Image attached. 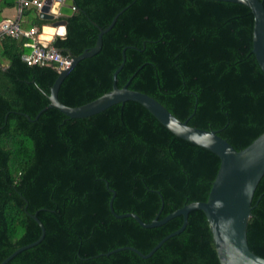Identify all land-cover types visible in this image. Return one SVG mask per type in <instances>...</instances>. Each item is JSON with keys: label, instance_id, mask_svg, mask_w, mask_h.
<instances>
[{"label": "trees", "instance_id": "obj_1", "mask_svg": "<svg viewBox=\"0 0 264 264\" xmlns=\"http://www.w3.org/2000/svg\"><path fill=\"white\" fill-rule=\"evenodd\" d=\"M15 0H1L12 6ZM66 32L51 44L76 56L101 49L67 73L58 90L68 106L84 104L112 88L144 92L191 126L216 130L236 150L264 131V73L252 52L253 15L240 3L220 0H74ZM264 5V0H263ZM28 13V12H27ZM36 13V14H35ZM24 14V10L22 15ZM29 23L47 21L32 11ZM24 39L0 42V262L16 248L43 239L6 264H220L201 210L189 212L182 232L148 253L178 229L182 217L142 227L192 201H204L220 159L183 140L135 101L94 115L69 118L48 104L58 76L55 65L27 64ZM3 60V61H2ZM28 115L30 119L26 117ZM247 224L250 250L264 258V175L252 198Z\"/></svg>", "mask_w": 264, "mask_h": 264}, {"label": "water", "instance_id": "obj_2", "mask_svg": "<svg viewBox=\"0 0 264 264\" xmlns=\"http://www.w3.org/2000/svg\"><path fill=\"white\" fill-rule=\"evenodd\" d=\"M236 2L247 6L253 15L252 26V52L256 61L264 73V5L263 0H220ZM56 6L57 11L52 12ZM124 7L111 20V22L101 27L94 21L92 24L97 27V39L95 44L84 49L80 54L73 56L71 65L58 72V76L50 87L48 94V104L40 109L35 116H38L49 108H55L69 118H84L94 115L111 105L125 101H135L146 108L164 127L177 137L192 144L205 148L216 154L220 159V164L216 175L211 183L208 196L204 201H192L182 207L172 211L163 218L158 215L150 222L146 223L133 212L117 214L113 210L112 202L115 191L109 199V208L115 217H132L142 227L149 228L164 224L175 216L182 217L181 226L160 239L148 253H142L133 246H122L110 250L104 254L128 249L137 253L142 258L150 257L156 249L168 238L179 234L187 224L190 211L201 210L208 222L212 235L214 248L220 264H264V258L252 252L247 242V224L251 216L252 198L254 191L261 177L264 175V131L253 139L245 147L236 150L226 139L218 135L216 130L203 129L191 126L186 120H180L174 116L164 105L152 96L137 90L128 88V83L118 87L116 75L122 68L125 61V48L122 50V61L112 74V88L100 96L77 106L63 104L58 98V90L61 82L67 73L83 58L96 54L102 45V35L106 33L115 23L118 15L125 9ZM76 9L74 0H43L42 7L38 11V18L47 21L41 26L39 38L41 44L47 45L53 36H63L57 32H45V28L65 29L66 19L70 17ZM66 32V29H65ZM45 37H51L46 39ZM28 119L30 117L26 115ZM41 229L40 236L33 242L16 248L11 254L4 258L0 264H6L16 254L24 249L38 244L44 237L45 228L37 218L36 213L31 214Z\"/></svg>", "mask_w": 264, "mask_h": 264}, {"label": "built area", "instance_id": "obj_3", "mask_svg": "<svg viewBox=\"0 0 264 264\" xmlns=\"http://www.w3.org/2000/svg\"><path fill=\"white\" fill-rule=\"evenodd\" d=\"M43 0H17V13L13 18H6L0 21V42L9 37L13 39H24V47L28 52L22 55V59L29 65H55L59 72L71 65L73 57L62 55L49 41L47 45L41 44L39 35L41 27L22 26L23 9L33 6L37 12L42 7Z\"/></svg>", "mask_w": 264, "mask_h": 264}, {"label": "crops", "instance_id": "obj_4", "mask_svg": "<svg viewBox=\"0 0 264 264\" xmlns=\"http://www.w3.org/2000/svg\"><path fill=\"white\" fill-rule=\"evenodd\" d=\"M23 10H24V14L21 17V20H22V22H24L26 24V23H29L31 21V19L33 17L32 11H34L36 9L33 6H30V7L24 8ZM16 13H17V0H15L14 4L12 6H1L0 5V21L3 19H6V18H13L16 15ZM53 38H54V36H53ZM0 52H1V48H0Z\"/></svg>", "mask_w": 264, "mask_h": 264}, {"label": "clouds", "instance_id": "obj_5", "mask_svg": "<svg viewBox=\"0 0 264 264\" xmlns=\"http://www.w3.org/2000/svg\"><path fill=\"white\" fill-rule=\"evenodd\" d=\"M57 11V7L54 6L52 8V12L55 13ZM45 32H57L60 35H63L65 33V29L63 27L59 28V29H53V28H45ZM46 39H50L51 37H45Z\"/></svg>", "mask_w": 264, "mask_h": 264}, {"label": "rangeland", "instance_id": "obj_6", "mask_svg": "<svg viewBox=\"0 0 264 264\" xmlns=\"http://www.w3.org/2000/svg\"><path fill=\"white\" fill-rule=\"evenodd\" d=\"M33 16V15H32ZM33 18V17H32Z\"/></svg>", "mask_w": 264, "mask_h": 264}]
</instances>
